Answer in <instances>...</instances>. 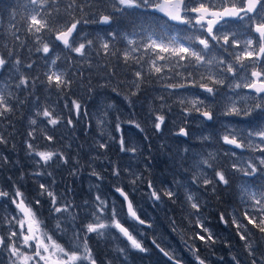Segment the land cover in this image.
Wrapping results in <instances>:
<instances>
[{"label": "snow or ice", "instance_id": "6c2138e0", "mask_svg": "<svg viewBox=\"0 0 264 264\" xmlns=\"http://www.w3.org/2000/svg\"><path fill=\"white\" fill-rule=\"evenodd\" d=\"M56 4L57 0H27L24 6L27 31L41 44L36 51L46 55H51L55 49H50L51 41L45 42L41 33L54 35L68 53L85 57L96 40L77 43L80 25H108L117 15L121 18L135 16L137 11L160 13L168 21L187 27L188 31L179 33L158 17L146 16L139 33L133 32L131 37L122 35L128 45L121 53L123 63L131 69L133 76L127 81L131 91L124 94L129 107L135 106L132 98L142 92L146 84L153 86L154 80V86L161 89L155 99L162 103L158 108L150 105L148 124L154 129V134L161 135L167 127L165 109L171 111L174 105L180 107L179 115L173 121L176 130L169 131L170 136L178 138L173 143L178 145L176 155L179 156V167L173 171L169 185L158 186L156 178L144 175L150 172L151 165L148 164V157L143 155L142 143L134 142L127 134L115 138L107 127V112L98 108L101 115L97 117L96 125L100 136L106 139L96 140L93 147L99 151L118 144V151L129 160H136L137 165V157H143L145 168L141 170L131 163L121 165L109 161L111 168L106 171H110L112 182L108 187L118 194L119 208L117 201L110 202L102 192L93 200L77 205L67 197L70 189L59 191L54 187L55 179L50 183H39L35 197H29L15 184L12 192L0 188V198L10 200L15 208V213L4 215L0 223V252L6 258L0 260V264H101L92 247L93 237L105 242L106 246L111 244L110 251L116 254L114 259L107 258L104 264H124L130 250L150 252L152 249L146 241H150L168 264H184L176 251L166 245L167 234L160 231V226L145 214L139 201L132 196L145 185L146 190L141 195L146 196L154 207L168 202L181 204V221L184 224L168 216L167 227L178 235L191 256L192 264H209L202 248L211 251V247L218 243L206 223V200L201 189L210 190V194L215 195L221 185L224 190L235 186L239 206L231 211H221L219 221L230 223L235 228L236 235L244 242L249 264H264V251L257 255V247L264 245V0H87L86 4L69 0L65 9L57 7L54 14L51 8ZM77 8L81 12L79 17L74 15ZM86 9H95L99 19L96 20L94 15L90 18ZM133 24L135 26V21ZM137 35L139 39H136ZM107 36L112 39L97 36L99 51L106 56H116L118 50L112 49L117 34L108 32ZM141 50L139 57L132 55ZM12 54L9 51L8 55ZM58 59L60 56L52 59L51 65H56ZM67 59L70 64L74 62L71 55ZM7 64L8 61L0 56V68ZM20 64L21 61L16 59L15 65ZM133 64L139 67L132 68ZM16 70L19 71V68ZM109 75H115V70L110 68ZM46 78L49 87L54 86L61 92L73 83L66 79L65 72L51 69ZM124 83V80L119 81V84ZM109 84L110 81L98 87L106 88ZM20 86H27V78L21 76L17 87ZM189 88L196 89V92H187ZM88 91L91 93L93 89L89 86ZM111 91L121 95L119 86L112 87ZM65 107L77 116L83 112V106L77 99L71 100L70 105L65 104ZM112 107L110 103L106 105L108 109ZM10 111L12 108L6 97L0 94V116ZM83 114L89 115L86 112ZM36 115L46 118L47 124L53 127L64 123L48 108L37 111ZM244 118H247V127L240 126L245 122ZM29 122L31 125L38 123L34 118H30ZM193 123L199 132L190 127ZM122 124L130 125L138 133L148 131L143 121L131 117L122 120L118 116L114 129L116 133L124 131ZM66 125L73 127V119H67ZM208 129L211 132H207ZM40 132L44 140L54 142V136L47 129ZM28 136L32 137L33 131H29ZM148 139V135L142 137V140ZM193 140L200 142L199 152H192L188 142ZM4 143L6 141L0 137V144ZM180 144L186 145L182 151ZM27 146L29 155L39 158L36 161L38 166H50L54 160L58 162L57 166L59 162L70 163L61 150H41L39 145L32 143ZM74 159L76 167L70 174L75 176L83 165L82 157ZM90 159L99 161L101 156ZM103 159L108 160L106 153ZM85 163L90 169V176L98 181L105 180L92 163ZM31 175L53 174L35 171ZM257 177L262 178L258 184ZM20 179H25L24 173H21ZM92 187L99 192L101 186L95 184ZM45 203L48 205V216L41 212ZM49 220L54 221L51 227ZM252 229L261 235L260 242L252 239ZM64 238L66 243L62 242ZM197 241L201 243L197 244ZM231 259L235 264H241L237 256L232 255Z\"/></svg>", "mask_w": 264, "mask_h": 264}, {"label": "trees", "instance_id": "16d2710c", "mask_svg": "<svg viewBox=\"0 0 264 264\" xmlns=\"http://www.w3.org/2000/svg\"><path fill=\"white\" fill-rule=\"evenodd\" d=\"M68 2L69 0H57V4L53 5L51 10L55 14V9L57 7L65 9ZM78 3L86 4L87 0H78ZM26 4L27 0H0V56L8 61L6 67L0 68V80L3 82H0V94L6 97L7 103L12 108V111L0 116V137L6 141V143L0 144V188L12 192L14 190L13 184H15L17 187L24 190L29 197H35L39 183H50L55 179L56 185H54V187L59 191L65 190L66 188L63 189L64 186L68 188L72 187L73 190L67 192L68 198L74 196L80 197L82 195V193L76 195L74 191L75 185L80 182L82 183L84 193L88 196V189L91 188V185L87 183V179L83 177L82 173L90 171V169L85 162L92 163L93 166H99V164L103 162L107 164V167H110L109 164L111 163L109 161H116L121 165H125L121 160L127 158L128 162H130L129 158L126 157L124 153L118 151L119 145L115 143L109 149L100 151L98 154L101 156V159H103L102 153H106L108 160L93 161L90 159V157L94 156L93 152L96 150L93 147L95 141L106 139V137L100 136L96 125V119L101 115V113L97 111L98 108L103 112H107V127L115 138L118 139L120 135L127 134L130 137L132 136L133 138H131L133 140L141 142L142 145L143 142L149 145L148 160H151L155 170L150 174L149 172H145L147 173L146 177L156 178L158 186L169 185L172 181L173 171L179 167V156L176 155L178 145L173 143V141L178 138L170 136L169 131L176 130V128L173 127V121L177 119L180 107L177 105V110L173 107L171 111L165 109L167 127L164 130V134H154V129L148 124L149 107L152 105L158 108L160 103H162L155 99L161 92V89L154 86V80L153 86H148L146 84L144 90L136 97L132 98L135 102V106L130 108L128 103L124 100V94H128L131 91V86L127 81L132 80L133 76L131 69L125 67L121 55L128 45L125 44V40L117 36V40L113 42L114 47L112 49L113 51L118 50L117 55L106 56L102 51H99L100 42L96 39L97 36L105 35V39L111 40V37L107 36V33L113 32L112 29L121 32L131 30L137 33L146 14L148 16L155 15L149 12L142 13L137 11L135 16H124L121 18L117 15L108 26H100L98 23L80 25L81 31L77 37L78 43L86 42L87 39L96 40V44L92 49H88L85 57H79L75 53H68L63 49V45L55 40V37H53L54 35L41 33L40 35L45 42L51 41L50 49H55L52 51L51 55H46L45 53L43 54L42 51H36L38 47H41V44L27 31L26 14L24 11V6ZM87 10L90 13V18L94 15V18L98 20L99 13L96 12L95 9H86V11ZM74 15L77 17L81 15L79 8L75 10ZM133 21H135V26ZM91 26L93 28H91ZM94 27L97 29V33ZM9 51L13 53L11 56L8 55ZM68 55L73 57L74 62L71 64L67 59ZM132 55L139 57L141 52L138 51V53H132ZM57 56H60V59L57 60V64L51 65V60ZM16 59L21 61L20 65H15ZM29 64L32 65L31 68L27 67ZM17 67L19 71L16 70ZM138 67L139 66L135 64L132 65V68ZM110 68L115 70V75H109ZM50 69L51 71L65 72L66 79L73 82L70 88H65L61 92L54 86L49 87L46 75L49 73ZM21 76L27 78V86H20L18 88L17 85L19 84ZM121 80H124L125 83L119 84ZM109 81L110 84L108 87H98ZM89 86L93 89L91 93L88 91ZM117 86H119L121 95H117L111 91L112 87ZM73 99L79 100L83 106V112L79 116L65 107V104L70 105ZM21 101H23V103H21ZM109 103L113 105L111 109L106 108V105ZM168 103H171V101L168 100ZM45 108L53 110L62 118L64 123L55 127L48 125L46 118L36 115L37 111L42 112ZM85 112L89 115H84L83 113ZM118 116L122 120H127L130 117L141 120L146 124L148 131L146 133H140L141 136L136 137L130 125L122 124V129L124 131L116 133L114 129ZM30 118L36 119L38 123L36 125H31L29 122ZM69 118H72L74 121L73 127H68L66 125V121ZM190 127L196 131L195 123L191 124ZM41 129H47L57 140L54 139L52 143L44 140L40 132ZM29 131H33V136L29 139L31 143H34V140H36V144L39 145L41 150L48 148L63 151L70 160V163L64 164L63 162H59V166H57L58 162L54 160L51 162L50 166H38L34 162V156L25 153L24 146H22ZM128 132H131V134H128ZM196 132H199V130ZM207 132H211V129H208ZM144 135H148L149 139L142 140ZM62 143L64 145H62ZM188 144L191 145L192 152H199L201 149L199 141H189ZM161 145H165V147L162 148ZM185 146L184 144L179 145L181 151ZM162 156H165L164 160L160 159ZM81 157V164L83 166L80 168L77 175H71L70 173L73 167H76L74 158ZM63 165L66 168L65 174L60 172ZM37 168H41L43 172H50L53 175L34 177L31 174L37 171ZM21 173L25 175V179L23 180L20 179ZM156 173H160L159 176H157ZM102 175L109 177L110 172H102ZM141 190H143L142 187ZM136 193H139L140 195L138 196L142 197L139 191ZM201 193L206 200L204 214L207 217V225L212 231L224 234V238L227 240L228 245H222V242H218L221 246L218 255L224 253L222 256L223 261L220 264H235L231 259L232 255L237 256L241 264H249L250 258L244 251V242L240 241L239 237L236 235L235 228L232 227L230 223L222 224L219 221V213L221 211L225 209L231 211L233 208L239 206V195L235 186L231 190H224V186L221 185L220 190L215 195H211L210 190L204 189H201ZM137 194L133 192L132 196L136 197ZM114 197L118 201L116 194H114ZM146 206H150L151 209H153V211H151L153 220H160L162 227L161 232H166L167 234L166 245L170 242L172 248H174L172 243V236L174 233L168 227L167 231L165 224L168 216H173L177 221H181L183 215L181 204L177 203L176 205H172L171 202H168L160 207H154L151 202L146 201ZM3 208L6 207L4 205L0 206V223L2 222V216L8 214V210L4 211ZM41 212L44 216H48L47 207L44 206L41 208ZM45 212H47V214ZM243 222L246 224V221ZM248 227L251 229V225H248ZM252 231L254 233L252 239L260 242L262 240L261 235L256 232L255 229H252ZM146 243H148V246L152 250L148 253L130 255L129 264H168L166 258L155 250L150 241H146ZM216 246L217 243L213 245L212 248L217 249ZM105 247L108 248L109 245ZM105 251V258H112L109 256L110 250L106 249ZM262 251H264V245L258 246L257 255L259 256ZM209 252L211 251L206 249V257L209 264H217L212 259L213 256H209ZM186 263L192 264L190 254Z\"/></svg>", "mask_w": 264, "mask_h": 264}, {"label": "rangeland", "instance_id": "374dc122", "mask_svg": "<svg viewBox=\"0 0 264 264\" xmlns=\"http://www.w3.org/2000/svg\"><path fill=\"white\" fill-rule=\"evenodd\" d=\"M150 13V12H149ZM152 14V13H151ZM153 15H155V14H153ZM191 15V14H190ZM146 16H148L147 14H146ZM156 17H158L159 19H161V20H163L165 23H167L164 19H162L161 17H159V16H157V15H155ZM141 25H143V22H141ZM146 26V25H145ZM172 26V28L173 29H175L176 30V32H179V33H184V32H186V31H188L187 30V27H183V28H179V27H176V26H173V25H171ZM112 31L113 32H115L116 34H117V36H120L121 38H122V35L123 34H128L130 37H131V35H132V33H133V31H131V30H129V31H124V32H121V31H118V30H114V29H112ZM140 32V28H139V31L137 32V33H139ZM173 34H176V33H173ZM112 39V38H111ZM136 39H139V35H137V37H136ZM77 43H78V40H77ZM125 44H127L126 43V41H125ZM140 52H142V50L140 51ZM43 53V52H42ZM135 53H138V52H135ZM44 54V53H43ZM0 82H2V80H0ZM3 83V82H2ZM187 92H192V93H194V92H196V89H192V88H189V89H187ZM201 95H203V93H201ZM171 101V103H172V100H170ZM176 110H177V105H174L173 106ZM245 119V122L244 123H242V124H240V126L241 127H247L248 125H247V118H244ZM195 130L196 131H198L197 129H196V127H195ZM135 132V136L137 137H140L141 136V134L140 133H138V130H133V133ZM29 139H30V137L27 135V137H26V140H25V142H23L22 143V146H24V152L25 153H29V150H28V143H31L30 141H29ZM134 142L135 141H137V140H133ZM27 142V143H26ZM143 142V141H142ZM32 144H36V140H34V143H32ZM149 149H150V147H149V145H147L146 143H144L143 142V145H142V152H143V155L145 156V157H148V155H149V153H148V151H149ZM100 151H103V150H99V151H97V150H95L94 152H93V155L94 156H97L99 153H100ZM237 153H238V155H240L241 153L239 152V150H237ZM102 154H104V153H102ZM29 155V154H28ZM243 155H247V153H243ZM32 156H34V155H32ZM103 156V155H102ZM36 156H34V162L36 163V161H37V159L39 160V158L38 157H36ZM29 158V157H28ZM149 158V157H148ZM137 159L139 160V164L137 165V162H136V160H130V162H128V160H127V158H125V159H122L121 161H122V163H124L125 165H127V164H129V163H131V164H133L134 166H136V167H138L139 169H141V170H143L144 168H145V166H146V164H145V160L143 159V157H137ZM160 159H162V160H164L165 159V156H162ZM101 160H104V159H101ZM116 162V161H115ZM148 164H150L151 165V170H150V172H149V174L150 173H152L155 169L153 168V164H152V162H151V160H148ZM109 166L111 167V164H109ZM95 167V169H96V171L97 172H100L101 174H102V172H107V173H109L110 171H106V169H109L110 170V167H107V164H105V163H100L99 164V166H94ZM37 171H42V169L41 168H37ZM157 171V170H156ZM43 172V171H42ZM60 172H62L63 174H65V172H66V168H65V166L63 165V167L60 169ZM89 172L90 171H85V172H83L82 173V175H83V177L85 178V179H87V183L88 184H90L91 185V188L90 189H88V196L86 195V193H84V191H83V188H82V183L80 182V183H77L76 185H75V193H76V195H78V194H81L82 193V195L80 196V197H77V196H74V197H70V199H72V200H74L75 201V203L77 204V205H83V201H85V200H89V201H91V200H93L94 199V197L96 196V195H98V194H100L101 192L104 194V196H105V198L107 199V200H109L110 202L111 201H117V199L114 197V191L113 190H110L109 189V187H108V185L109 184H111V177L109 176H104L105 177V180H103V181H98L95 177H92V176H90L89 175ZM148 173V172H147ZM147 173H144V175L146 176V174ZM157 174V176H159V174L160 173H156ZM249 180H251L252 178H248ZM261 179L262 178H260V177H257L256 178V183L258 184V183H260L261 182ZM189 183H190V181H189ZM95 184H100V191L98 192V191H96V189L95 188H93L92 186L93 185H95ZM193 187H195V186H193ZM70 189V191H72L73 189H72V187H70V188H68V187H66V186H64V188L63 189ZM142 189L143 190H141V191H139L140 193L142 192V191H144L145 190V186H142ZM64 191V190H63ZM69 191V192H70ZM138 192V191H137ZM134 194H136V192H134ZM138 195H140L139 193L136 195V197H134V199H136L137 201H139V203H140V206H141V208H142V210L145 212V214L147 215V216H149L151 219H152V221L154 222V223H157L159 226H160V231L162 230L161 228V224H160V220H158V219H156V220H153V214L151 213V211H153V209H151V207L150 206H146V201H147V197H145V196H143V197H140V196H138ZM87 196V197H86ZM138 196V197H137ZM204 197V196H203ZM113 198H115V199H113ZM146 198V199H145ZM145 201V202H144ZM2 205H4L6 208H3L4 209V211L5 210H8L7 211V213L8 214H10V213H15V208H14V206L11 204V202H10V200H8V199H6V198H0V206H2ZM45 207H47L48 208V205H47V203H45V205H44ZM88 207H91V205H89ZM117 207L119 208L120 207V205H119V202L117 201ZM206 208V203H205V205H204V209ZM45 210H46V208H45ZM4 213V212H3ZM46 214H47V212H45ZM80 215L81 216H83L84 215V213L83 212H81L80 213ZM2 218H3V216H2ZM1 218V219H2ZM181 225H183L184 224V222L183 221H178ZM2 223V222H1ZM48 223H49V226L51 227L52 225H53V223H54V221H52V220H49L48 221ZM165 228H166V230L168 231V228H167V222H166V224H165ZM164 232H165V230H164ZM213 233H214V235H216L215 237L216 238H218V242H222L223 244L222 245H228L227 244V240H226V238H224V234H221L220 232H215V231H212ZM166 233V232H165ZM220 234V235H219ZM185 238H187V237H185ZM62 242H67L66 241V238H64L63 239V241ZM125 243H126V241H125ZM165 243H167V241H165ZM172 243H173V245H174V248H172V245L170 244V242H169V244H167V246H169L171 249H174L175 251H176V253H177V255H178V257L180 258V259H182L183 261H184V264H187L186 263V260H187V258H188V256H189V253L186 251V249H185V247H184V245H183V243L181 242V240L179 239V237H178V235L176 234V233H174L173 234V236H172ZM201 242H199V241H197V244H200ZM109 245V247L107 248V247H105L106 246V244H105V242H103V241H97L96 239H95V237H93V240H92V247L94 248V249H96V251H97V258L100 260V262H101V264H104V261L108 258H105L106 257V249H111V244H108ZM217 249H215V248H212L211 247V252H209L208 254H209V256H213L212 257V259L217 263V264H220L222 261H223V259H222V256L224 255V253H222L221 255H218V253H219V251H220V249H221V246L219 245V243H217ZM216 250V251H215ZM202 252H205V255H206V249H203L202 248ZM212 253H214V254H212ZM110 255L109 256H111L113 259L115 258V256H116V254L115 253H112L111 251H110V253H109ZM134 254H139L138 252H135V251H133V250H130V254H129V257H130V255H134ZM129 257H128V259H127V261H125L124 262V264H129ZM6 258H5V256H4V254L2 253V252H0V260H5ZM121 259H123V258H121Z\"/></svg>", "mask_w": 264, "mask_h": 264}, {"label": "bare ground", "instance_id": "6f19581e", "mask_svg": "<svg viewBox=\"0 0 264 264\" xmlns=\"http://www.w3.org/2000/svg\"><path fill=\"white\" fill-rule=\"evenodd\" d=\"M90 10V9H89ZM88 11V10H87ZM95 12V11H94ZM99 19V18H98ZM100 26H105V25H102V24H100V23H98ZM108 26V25H107ZM91 28H93L92 26H91ZM95 28V27H94ZM96 29V28H95ZM91 31V30H90ZM87 33V32H86ZM96 33H97V29H96ZM89 34V33H88ZM96 36V35H95ZM105 36V35H104ZM54 37V36H53ZM54 39V38H53ZM120 48V47H119ZM116 49V48H115ZM124 119V118H123ZM114 125V124H113ZM126 130H128V129H126ZM129 131H130V129H129ZM128 134H131V132L129 133L128 132ZM64 137V136H63ZM132 137V136H131ZM133 138V137H132ZM55 139H56V137H55ZM57 140V139H56ZM66 143V142H65ZM62 145H64L63 143H62ZM65 147V146H64ZM63 147V148H64ZM65 149V148H64ZM65 151V150H64ZM96 163V162H95ZM97 169V168H96ZM98 171V170H97ZM86 183V182H85ZM87 184V183H86ZM90 185V184H89ZM116 194V193H115ZM137 194V193H136ZM117 197H118V195H117ZM146 197V196H145ZM146 199V198H145ZM162 229V228H161ZM162 231V230H161ZM108 246V245H107ZM109 250V249H108Z\"/></svg>", "mask_w": 264, "mask_h": 264}, {"label": "water", "instance_id": "95a60500", "mask_svg": "<svg viewBox=\"0 0 264 264\" xmlns=\"http://www.w3.org/2000/svg\"><path fill=\"white\" fill-rule=\"evenodd\" d=\"M150 12H152V11H150ZM153 13H155V12H153ZM156 14H158V15H161L162 16V14H160V13H156ZM166 18V17H165ZM167 19V18H166ZM173 23H175V22H173ZM176 24V23H175ZM103 25V24H102ZM109 25V24H108ZM105 26H107V25H105ZM119 199H122V198H119Z\"/></svg>", "mask_w": 264, "mask_h": 264}, {"label": "flooded vegetation", "instance_id": "af4514ba", "mask_svg": "<svg viewBox=\"0 0 264 264\" xmlns=\"http://www.w3.org/2000/svg\"><path fill=\"white\" fill-rule=\"evenodd\" d=\"M202 254H203L204 256H206V255H205V252H202ZM191 261H192V260H191Z\"/></svg>", "mask_w": 264, "mask_h": 264}]
</instances>
